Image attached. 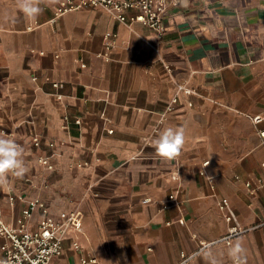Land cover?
Returning a JSON list of instances; mask_svg holds the SVG:
<instances>
[{
    "label": "crops",
    "instance_id": "0c3cea01",
    "mask_svg": "<svg viewBox=\"0 0 264 264\" xmlns=\"http://www.w3.org/2000/svg\"><path fill=\"white\" fill-rule=\"evenodd\" d=\"M40 6L28 20L16 0H0V134L23 146L28 167L1 187L5 222L17 225L25 206L8 201L14 190L43 197L55 215L81 208L85 231H69L63 262L78 259L73 238L88 253L104 229L124 237L104 264H210L205 250L227 264L237 240L246 264H264V0H178L163 33L103 7L55 17L58 0ZM107 32L117 34L109 59L97 55ZM168 126L186 133L170 161L152 146ZM48 154L54 170L38 163ZM223 198L257 227L201 248L229 229ZM40 218L38 209L31 225Z\"/></svg>",
    "mask_w": 264,
    "mask_h": 264
},
{
    "label": "built area",
    "instance_id": "2783aa9c",
    "mask_svg": "<svg viewBox=\"0 0 264 264\" xmlns=\"http://www.w3.org/2000/svg\"><path fill=\"white\" fill-rule=\"evenodd\" d=\"M178 0H58V6L55 10V17H59L69 11L90 8L103 7L110 11L120 22L133 25L140 23L153 31L163 33L165 30V20L169 14L171 6ZM117 34L107 32L105 34V51L98 53L99 57L110 58V52ZM82 66L86 63L82 62ZM170 65H166L169 68ZM36 80L37 77L33 76ZM53 87L61 88L62 83L55 81ZM178 91L191 94V89L183 84L178 85ZM180 95L176 94L166 107V111L174 110L179 102ZM189 105H192L189 102ZM255 121H260L256 116ZM65 121H69V116H65ZM77 125H81V119L75 120ZM5 132V130H2ZM264 137V131H262ZM33 144L36 147L42 146L40 135L33 136ZM50 147L55 143L50 142ZM52 154L41 155L38 157V163L48 170H54L55 164L51 158ZM208 161L205 162L207 164ZM213 181V179H210ZM263 183L262 179H259ZM251 194L255 193L256 186L252 181L246 182ZM0 186V200L3 193ZM8 201L15 204L18 200L25 203L21 211L20 221L17 225H9L3 219V208L0 203V264H101V259L96 254L86 253L79 239H72V246L78 253V259L74 262H63L65 250V240L69 231L83 233L84 213L80 209L61 211L55 215L51 211V205L41 196L28 197L25 193H16L9 190ZM174 199V195H170ZM146 200H149L148 198ZM220 208L225 212V218L229 222V229L225 235L210 242L202 243L201 248L211 246L218 242L231 244L235 237L257 227H244L238 220L236 211L232 208L227 198L221 199ZM39 209L41 218L39 223L33 227L31 225L34 213ZM182 222L181 219H179ZM184 261H187L191 255L183 254ZM227 264H233L232 260Z\"/></svg>",
    "mask_w": 264,
    "mask_h": 264
},
{
    "label": "clouds",
    "instance_id": "9594fccd",
    "mask_svg": "<svg viewBox=\"0 0 264 264\" xmlns=\"http://www.w3.org/2000/svg\"><path fill=\"white\" fill-rule=\"evenodd\" d=\"M19 10L28 20H36L43 12L42 2L52 4L54 0H16ZM186 142V133L183 127H165L153 140L152 146L158 156L166 161L178 157ZM24 148L7 134H0V186L7 185L9 176L23 177L28 167L23 158ZM204 254L210 264H219L210 250ZM229 256L233 264H246L245 249L240 240H237L229 249Z\"/></svg>",
    "mask_w": 264,
    "mask_h": 264
},
{
    "label": "rangeland",
    "instance_id": "374dc122",
    "mask_svg": "<svg viewBox=\"0 0 264 264\" xmlns=\"http://www.w3.org/2000/svg\"><path fill=\"white\" fill-rule=\"evenodd\" d=\"M74 209H81V208H77L78 206L75 205H70L67 204V209H65V211H69L72 210L71 208ZM65 208V207H64ZM103 220H99L98 224L101 226L102 225ZM85 231V230H84ZM80 239L83 241H86V238L82 235H80ZM124 237H121L119 235H107V231L106 230H102V232L96 237L94 238V240L92 239V237L89 236L88 240L90 242H92V246L89 242L88 245H84L85 250L88 253L91 254H96L99 259L103 260V264H104V258L107 256H115V250H116V246L122 242L121 240H123ZM94 241V242H93ZM93 243L95 244V246L93 245Z\"/></svg>",
    "mask_w": 264,
    "mask_h": 264
}]
</instances>
